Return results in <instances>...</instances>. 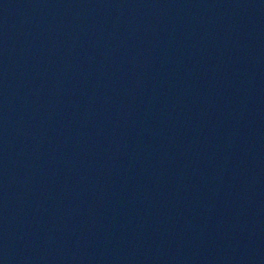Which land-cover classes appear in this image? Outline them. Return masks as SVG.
Returning a JSON list of instances; mask_svg holds the SVG:
<instances>
[{
    "label": "water",
    "instance_id": "95a60500",
    "mask_svg": "<svg viewBox=\"0 0 264 264\" xmlns=\"http://www.w3.org/2000/svg\"><path fill=\"white\" fill-rule=\"evenodd\" d=\"M0 264H264V0H0Z\"/></svg>",
    "mask_w": 264,
    "mask_h": 264
}]
</instances>
